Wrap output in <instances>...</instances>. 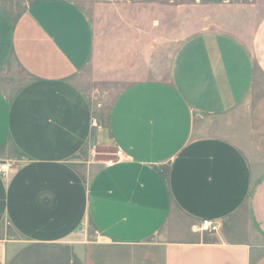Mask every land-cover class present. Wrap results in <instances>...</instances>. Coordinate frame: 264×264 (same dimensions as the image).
I'll return each mask as SVG.
<instances>
[{"label":"crops","instance_id":"1","mask_svg":"<svg viewBox=\"0 0 264 264\" xmlns=\"http://www.w3.org/2000/svg\"><path fill=\"white\" fill-rule=\"evenodd\" d=\"M94 42L71 0H0V73L30 77L0 85V264H264V17L189 38L105 121L76 81Z\"/></svg>","mask_w":264,"mask_h":264},{"label":"rangeland","instance_id":"2","mask_svg":"<svg viewBox=\"0 0 264 264\" xmlns=\"http://www.w3.org/2000/svg\"><path fill=\"white\" fill-rule=\"evenodd\" d=\"M2 1L18 13L38 0ZM71 1L90 17L95 36L89 63L76 81L103 121L116 96L130 83L168 80L174 57L189 38L210 31L247 38L264 17V0ZM28 81L29 75L13 60L0 73V85L9 94ZM106 151L109 160L119 156L112 147Z\"/></svg>","mask_w":264,"mask_h":264},{"label":"built area","instance_id":"3","mask_svg":"<svg viewBox=\"0 0 264 264\" xmlns=\"http://www.w3.org/2000/svg\"><path fill=\"white\" fill-rule=\"evenodd\" d=\"M118 154V158H120L121 150H119ZM114 162L115 160L111 159L108 161V164H113ZM12 166L13 162L11 160H0V173L4 176L8 175ZM201 228L209 232H215L219 230V225L214 220L206 218L202 220Z\"/></svg>","mask_w":264,"mask_h":264},{"label":"water","instance_id":"4","mask_svg":"<svg viewBox=\"0 0 264 264\" xmlns=\"http://www.w3.org/2000/svg\"><path fill=\"white\" fill-rule=\"evenodd\" d=\"M94 142H95V135H94V133H92V135H91V143L94 144Z\"/></svg>","mask_w":264,"mask_h":264}]
</instances>
